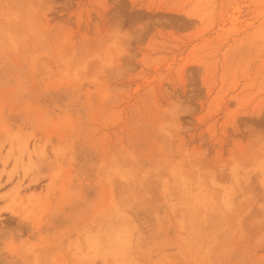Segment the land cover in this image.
<instances>
[{
  "label": "rangeland",
  "instance_id": "rangeland-1",
  "mask_svg": "<svg viewBox=\"0 0 264 264\" xmlns=\"http://www.w3.org/2000/svg\"><path fill=\"white\" fill-rule=\"evenodd\" d=\"M0 264H264V0H0Z\"/></svg>",
  "mask_w": 264,
  "mask_h": 264
},
{
  "label": "bare ground",
  "instance_id": "bare-ground-1",
  "mask_svg": "<svg viewBox=\"0 0 264 264\" xmlns=\"http://www.w3.org/2000/svg\"><path fill=\"white\" fill-rule=\"evenodd\" d=\"M4 209L9 211L11 208L9 209L8 207H5Z\"/></svg>",
  "mask_w": 264,
  "mask_h": 264
}]
</instances>
